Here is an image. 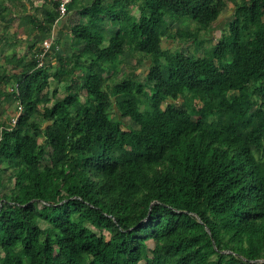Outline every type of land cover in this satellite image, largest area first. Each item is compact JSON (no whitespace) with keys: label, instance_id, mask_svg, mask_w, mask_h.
<instances>
[{"label":"trees","instance_id":"1","mask_svg":"<svg viewBox=\"0 0 264 264\" xmlns=\"http://www.w3.org/2000/svg\"><path fill=\"white\" fill-rule=\"evenodd\" d=\"M49 1L27 18L42 40ZM74 5L86 22L68 20L75 52L54 74L34 53L0 72V104L20 108L0 123V264H264V0L234 3L200 58L163 41L201 48L226 0ZM184 18L196 31L171 34ZM124 53L146 75L105 90Z\"/></svg>","mask_w":264,"mask_h":264},{"label":"rangeland","instance_id":"2","mask_svg":"<svg viewBox=\"0 0 264 264\" xmlns=\"http://www.w3.org/2000/svg\"><path fill=\"white\" fill-rule=\"evenodd\" d=\"M79 0H75L78 3ZM241 0H226V8L224 12L220 15L218 20L212 25L211 30L202 31L198 35V40L202 41V47L197 48L195 44L188 41H178L173 43L172 41H163V46L167 47L170 51L178 50L180 53L184 55L194 56V57H202L203 52L209 50L214 44H216L217 40L220 38L221 33L226 30L228 23L231 21V15L233 13V4L239 3ZM93 0H86L85 6L90 5ZM99 3V2H98ZM96 6L99 8V4ZM107 3V2H106ZM48 8H52V3L47 0L44 4ZM3 9L0 8V72L2 71L3 66V57L2 54L11 53L10 51H14L18 56L25 55L27 60L30 58V52L28 46L30 45V41L28 37L32 34V36L37 35V31H31V24L27 21L28 17L35 18L39 21L43 18V2L40 0H5L3 2ZM75 9V5L72 8L71 15L67 19H76L74 21H78L80 23H85V18L78 16L73 10ZM131 14L135 17H138L139 12L136 6L131 7ZM68 27H70L69 22ZM169 31L171 34H174L177 30H187L189 29L191 32L196 31V24L192 23L189 19H182L181 21H169ZM112 28H116L113 24H104V29L109 31ZM31 36V37H32ZM71 40L65 43V45H59V50L57 51L59 54H53L55 56L54 59H49V73L54 74L56 70L59 69L58 65V56L67 59L72 52L73 46V38L70 37ZM38 43L35 44V46ZM70 45V46H69ZM82 46H80L81 48ZM77 48V47H76ZM79 48V49H80ZM196 50V51H195ZM28 56V57H27ZM137 56L135 55L130 57L127 53H124L123 59L120 60L119 64H115L114 69L117 72L116 77H111L105 83V90H108V87L111 86L115 82L122 81L127 77H137L139 81H142L144 76L147 73V68L149 66L148 60H143V62L138 66L135 62L137 60ZM10 68V67H6ZM12 68V67H11ZM11 72V71H9ZM76 74H79L77 72ZM77 76V75H76ZM57 89V98H62L66 95L64 90V84L57 85L56 82L50 79L49 92ZM7 90H10L9 88ZM80 98L83 99L84 92H80ZM113 101V99H112ZM180 102V101H179ZM165 105H163L164 107ZM162 107V108H163ZM19 113V109L16 108L15 104L4 103L0 104V123L7 125L12 121ZM131 124V123H130ZM132 125V124H131ZM133 128H135L132 125ZM11 185L8 186L11 187ZM147 246L150 250L154 248V244L151 241L147 242Z\"/></svg>","mask_w":264,"mask_h":264},{"label":"crops","instance_id":"3","mask_svg":"<svg viewBox=\"0 0 264 264\" xmlns=\"http://www.w3.org/2000/svg\"><path fill=\"white\" fill-rule=\"evenodd\" d=\"M40 1H42L43 2V4H44V0H40ZM85 1L86 0H79L78 1V3H77V6L78 7H80V8H82V7H85ZM102 1H104V3L105 2H110L111 0H102ZM86 6H88V5H86ZM75 11V10H74ZM72 13L71 12H69V13H67V15L65 16V17H63V18H60V19H57V21L55 22V24L50 28V35H49V37H52V38H54V39H56V42L61 46V45H65V43L67 42V44H68V42L71 40V35H70V29H69V27H68V23H67V21L69 20V19H67L68 17H70V15H71ZM83 18H85V21H86V17H83ZM33 38L34 39H36L37 40V42L36 43H38L37 45L38 46H34V48H33V50L30 52V53H33V52H37V51H39L40 50V48H41V42L43 41L42 40V37L37 33V35H34L33 36ZM45 39H47V38H45ZM44 39V40H45ZM70 46V45H69ZM80 48V47H79ZM11 53H3L2 54V57H3V68L2 69H4L5 71H11V72H19L20 71V69L19 68H16L13 64H11V62H10V60H11V58H12V56H13V53L15 54V52L12 50V51H10ZM53 54H56V53H52V52H47L46 54H45V57L46 58H49V59H54L55 58V56H53ZM57 54H59L58 52H57ZM17 55V54H16ZM18 56V55H17ZM18 57H20V58H24L25 59V61L27 60V58H26V56L25 55H22V56H18ZM28 57V56H27ZM1 66V65H0ZM6 67H10L9 69L8 68H6ZM12 67V68H11Z\"/></svg>","mask_w":264,"mask_h":264},{"label":"built area","instance_id":"4","mask_svg":"<svg viewBox=\"0 0 264 264\" xmlns=\"http://www.w3.org/2000/svg\"><path fill=\"white\" fill-rule=\"evenodd\" d=\"M54 2L58 3V19L63 18L67 15V5L71 2V0H53ZM59 50V45L55 42L54 38L49 37L41 42V48L37 52H33L35 57L38 60V67L42 66L45 54L47 52L57 53ZM19 112H20V108ZM11 124H15V118L12 119Z\"/></svg>","mask_w":264,"mask_h":264},{"label":"bare ground","instance_id":"5","mask_svg":"<svg viewBox=\"0 0 264 264\" xmlns=\"http://www.w3.org/2000/svg\"><path fill=\"white\" fill-rule=\"evenodd\" d=\"M49 38V37H48ZM55 40V42H56V39H54Z\"/></svg>","mask_w":264,"mask_h":264}]
</instances>
